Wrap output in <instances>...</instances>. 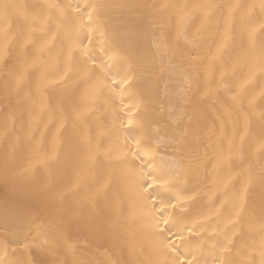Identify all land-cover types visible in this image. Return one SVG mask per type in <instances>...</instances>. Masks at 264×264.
Wrapping results in <instances>:
<instances>
[{
    "label": "snow or ice",
    "instance_id": "obj_1",
    "mask_svg": "<svg viewBox=\"0 0 264 264\" xmlns=\"http://www.w3.org/2000/svg\"><path fill=\"white\" fill-rule=\"evenodd\" d=\"M0 152V264H264V0H0Z\"/></svg>",
    "mask_w": 264,
    "mask_h": 264
},
{
    "label": "bare ground",
    "instance_id": "obj_2",
    "mask_svg": "<svg viewBox=\"0 0 264 264\" xmlns=\"http://www.w3.org/2000/svg\"><path fill=\"white\" fill-rule=\"evenodd\" d=\"M23 2L26 3H33L34 0H23ZM116 2H123V3H150V4H160V3H171V4H183V3H192V2H204V3H213V4H217V5H228V4H232V3H253V2H258V0H116ZM226 14V9L221 8L219 10V12L217 13V17L216 19L219 21L220 24V28L221 30L223 29V19L222 17ZM241 45V40L239 38V34L237 32V39L235 41V47L239 48ZM261 87V82H257V86H256V91H259V88ZM164 89H165V84L161 83L160 85V96L161 99H163L164 96ZM52 131H55V129H52ZM49 139H50V134H49ZM9 167L10 170H14L17 173L20 172V170L22 168H24L26 166V160L24 159L23 155L21 154L20 156H18L15 160H12L11 158H9ZM4 165H5V161H4V156L3 153L0 152V202H2L4 200V198L6 197L8 190L5 187L4 183H3V179H4ZM37 170L32 173V174H28V175H24V174H20L17 175L14 178V182L15 184L20 187L21 189L26 188L28 185L34 183L37 179H40L44 176V171L43 169H40L38 165H36ZM73 175L71 172L66 173L63 177H62V183L65 185H70L73 182ZM237 187H239V185H237ZM84 189L81 190L80 195H84L85 194ZM70 199H75L74 197H70Z\"/></svg>",
    "mask_w": 264,
    "mask_h": 264
}]
</instances>
